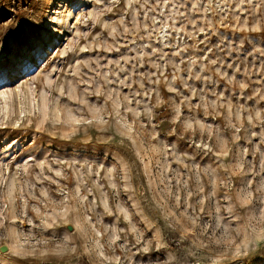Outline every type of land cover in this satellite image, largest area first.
Segmentation results:
<instances>
[{"label":"rangeland","instance_id":"rangeland-1","mask_svg":"<svg viewBox=\"0 0 264 264\" xmlns=\"http://www.w3.org/2000/svg\"><path fill=\"white\" fill-rule=\"evenodd\" d=\"M1 89L0 264H264V0H0Z\"/></svg>","mask_w":264,"mask_h":264},{"label":"bare ground","instance_id":"bare-ground-1","mask_svg":"<svg viewBox=\"0 0 264 264\" xmlns=\"http://www.w3.org/2000/svg\"><path fill=\"white\" fill-rule=\"evenodd\" d=\"M75 6L74 7H72L70 10H69V13H68V17H70L74 12H76L75 11ZM81 13V12H80ZM77 14V13H76ZM77 17V16H76ZM69 19V18H68ZM55 42H57L56 40H53L52 42H51V46H53L54 44H55ZM6 54H3V56H5ZM0 94L2 95V96H4V97H6V95H7V92L5 91V90H2L1 89V91H0Z\"/></svg>","mask_w":264,"mask_h":264},{"label":"snow or ice","instance_id":"snow-or-ice-1","mask_svg":"<svg viewBox=\"0 0 264 264\" xmlns=\"http://www.w3.org/2000/svg\"><path fill=\"white\" fill-rule=\"evenodd\" d=\"M57 175H59V173H57Z\"/></svg>","mask_w":264,"mask_h":264}]
</instances>
